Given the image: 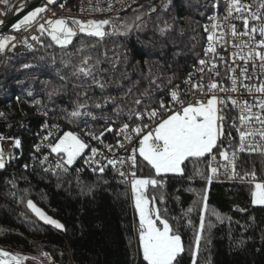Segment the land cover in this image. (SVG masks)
<instances>
[{
	"label": "trees",
	"instance_id": "trees-1",
	"mask_svg": "<svg viewBox=\"0 0 264 264\" xmlns=\"http://www.w3.org/2000/svg\"><path fill=\"white\" fill-rule=\"evenodd\" d=\"M222 1L172 0L165 10L163 6L168 0H152L151 5L140 0L119 15L103 18L118 20L127 13L123 22L131 30L126 35L121 34L124 27L118 25L119 32L103 41L79 35L66 49L41 35L37 50L6 55L0 68V112L11 121V126L3 130L0 125V131L7 138L20 139L21 147L14 149L6 168L0 170L1 249L33 258L48 253L52 264H145L137 250V222L130 192L118 181L115 170L107 167L103 174L78 173L72 167L62 175L29 169L25 167L27 164L22 166L41 134L36 113L44 111L71 128L96 134L109 125L114 131L123 123L132 126L137 119H128L131 112H142L158 107L160 101H169L170 88H176L202 58L205 41L202 24L212 11L222 9ZM217 2L219 7H212ZM153 7L156 12L151 11ZM138 15L141 20H136ZM165 21L171 28L161 35L159 28ZM111 27L106 26V31L113 33ZM82 44L96 47H85L83 53H77ZM82 55L101 60L97 78L105 84L103 90L92 85L90 79L84 82L71 76L72 67H66V63L76 64ZM54 89L58 94L50 97ZM146 90L149 95H142ZM85 92L87 96L83 95ZM108 97H115L116 103L100 109L93 106ZM137 98L142 100L141 105L134 103ZM77 100L88 105L82 111H90L95 120L84 116L77 123H70L63 118V110H71ZM117 108L123 109L119 117L115 115ZM106 117H111V121ZM228 130L233 135V129L226 125ZM114 131L105 133L103 139H113ZM232 148L231 142L229 149ZM238 155L237 163L245 171L255 169L264 160L259 155ZM208 171L204 160L188 162L183 176L168 175L164 187L153 193L164 194L165 202L157 203V207L167 209L170 223L175 225L172 218L182 217L179 231L186 247L182 264H191L187 249L198 229L203 207L200 197L205 190L208 194L205 223L206 226L211 223L212 227H206L198 264H264V209L251 204V186L208 184ZM149 176H154V171L143 165L138 168L137 177ZM27 200L62 223L63 232L36 221L25 207ZM189 208L193 209L190 213ZM213 211L223 218L222 222L210 215Z\"/></svg>",
	"mask_w": 264,
	"mask_h": 264
},
{
	"label": "snow or ice",
	"instance_id": "snow-or-ice-1",
	"mask_svg": "<svg viewBox=\"0 0 264 264\" xmlns=\"http://www.w3.org/2000/svg\"><path fill=\"white\" fill-rule=\"evenodd\" d=\"M3 2L7 3L8 0H3ZM171 2L172 0H168V4L163 6L165 10ZM56 3L57 0H47L48 5ZM59 7L63 8L64 4L61 3ZM212 7L218 8V2L213 3ZM112 8V4H108L106 10L111 11ZM18 10L23 11V6ZM46 10V6L35 7L14 27L19 31L21 28L38 23L41 13ZM92 10L100 11L101 9L93 7ZM123 10L122 8L121 11ZM151 11L156 12L157 9L153 7ZM69 19L71 23H69ZM141 19L142 17L139 15L136 16V20ZM209 19L212 22L204 26V32L207 34V47L204 50V55L209 59L198 61L200 65L197 69L200 74L199 80L194 82L192 74L189 73L188 78L184 81L187 89L182 93L179 91V86H176L177 90L170 93V104L160 101L158 107L145 109L144 112H131L128 119L135 117L142 123L135 127H131L129 123H123L115 133L117 136H122L123 141L118 139L116 145L104 144L105 133L114 131L113 127L109 125L99 134L90 130H85L81 134L65 131L62 135L55 136L54 142L49 144L50 152L57 157L55 168L58 170L67 172L69 167L74 165L78 159L83 158L85 151L89 150L90 156L85 160V163L99 165L94 171L103 174L105 169L111 166L119 172L121 177H124L123 183H130L134 208L139 218L137 228L139 250L145 264H182L183 255L186 252L179 231L182 217H173L176 224L170 223L166 215L167 209L162 210L157 207V203L165 202L164 194L156 196L153 193L164 187L165 177L169 174L183 176L188 162L198 163L204 160L207 163L210 171V175L206 177L208 184H211L213 179L218 176L221 167L224 168L225 174L229 175L231 179H238L241 183L251 186V204L264 209V176L258 178L254 169L243 172L237 170L239 153H259L264 157V0H224L223 16L215 15ZM233 21H240V25L238 26ZM109 25H112L113 33L106 31V26ZM123 27L125 31L121 34L126 35L131 30V26L124 24ZM170 28L171 26L165 21L159 28V32L164 35ZM38 31L41 34L47 33L56 45L66 49L73 44V39L78 34L103 41L106 36L119 32V27L111 19L84 21L61 17L47 19L44 23H39ZM28 39L40 43L39 36L25 37L22 42L28 48L33 47L28 43ZM15 40V36L0 39V53L8 49L9 46L15 48L16 45L13 43ZM85 47L94 49L96 45L82 44L80 48L76 49L77 53H83ZM221 52H224L225 55H221ZM68 55L72 54L68 53ZM104 55L106 56V53ZM100 63L101 60L98 57L93 60L91 55H82L78 63L72 64L71 61H68L65 66L72 67V77L84 82L90 79L92 85L103 90L105 84L97 78V65ZM220 63L225 66L224 77L226 80L222 77ZM24 67L27 68L30 65H24ZM61 79L63 80L65 77L62 76ZM205 79H207V83H204ZM155 82V80L152 81L153 84ZM189 93L194 96L191 101L185 99ZM57 94L58 90L54 89L49 93V96ZM197 94L199 97L195 98ZM83 95L87 96V92ZM142 95L148 96L149 93L146 90ZM109 103L115 104L116 98L108 97L102 103L98 102L93 106L100 109ZM134 103L141 105L142 100L137 98ZM87 108L86 103L77 100L71 110H63V118L70 123H77L84 116L95 120L96 117L90 111H82ZM122 111L123 109L120 108L115 109V115L119 117ZM230 111H234L236 115L229 117L227 113ZM145 114L151 123H143ZM0 116H4V113L0 112ZM105 119L111 121V117ZM226 125L238 134V144L231 152L227 148H223L225 135L230 138L229 147H231V140L234 139L231 130L226 132ZM44 127L48 128L49 125L46 123ZM51 127L59 130L58 124H53ZM52 136L53 132L49 131L44 140H48ZM84 137H91L92 140L104 145L113 155L116 148L130 151L131 155L126 160L124 158H107L101 149L90 146ZM134 138L137 143L128 149L125 142L131 145ZM5 139L9 138L0 135V141ZM13 146L19 149L21 140L15 139ZM217 155L225 162L224 164L216 163ZM97 157L105 158L107 163L101 164ZM209 157L210 159H208ZM11 158V153L6 158L5 151L0 146V170L6 168ZM47 161L48 156H44L40 163L43 165ZM125 163H129V167L132 169L140 168L142 165L148 167L154 171V176L137 177L136 171L133 170L130 172L131 180L129 181V174L120 171L117 167L118 165L122 167ZM44 171L48 172L51 169L44 168ZM79 171L80 169H77V172ZM199 174L204 175L202 172ZM200 201L203 207L198 229L195 232L193 244L189 245L187 249L190 253L191 264H198L201 241L204 238L206 227L208 229L212 227L211 223H208L207 226L205 223V213H208L207 190L201 195ZM27 207L44 223L53 225L60 230L65 229L62 223L47 215L32 200L27 201ZM192 210L189 208L187 211L190 213ZM210 215H215L217 220L222 222L223 218L218 213L213 211ZM191 223L192 221L189 219L188 224ZM42 255L48 258L49 264H52L48 253H42ZM28 259L27 256L0 249V264H25Z\"/></svg>",
	"mask_w": 264,
	"mask_h": 264
},
{
	"label": "built area",
	"instance_id": "built-area-1",
	"mask_svg": "<svg viewBox=\"0 0 264 264\" xmlns=\"http://www.w3.org/2000/svg\"><path fill=\"white\" fill-rule=\"evenodd\" d=\"M35 1L36 0H8L7 3H4L3 0H0V19H3L4 17H6L9 13L14 11L16 8H18L22 5H26V4L35 2ZM139 1L140 0H59L55 5L50 6L38 18V23H35L32 26L26 27L20 31L15 32V33L0 34V39H3L4 37H11V36L16 37V40L13 41V43H15L16 47L11 48V46H9L8 49H6L4 52L1 53L2 54V62L0 64V68L4 64V62L6 60V55L8 53H25L28 51H35L38 49L39 43L32 41L31 39H28V43L32 44L33 47L32 48L26 47L25 44L22 42L25 37H30L32 35H36L39 37L41 35L46 36V37H50L47 33L41 34L38 31V24L44 23L45 20H47V19H55V18H61V17L66 18V19L75 18V19H80V20H84V21L89 20V19H95V20L103 19L105 17H109V16L111 17V16L119 15V14L127 11L129 8L134 6ZM61 3L64 4L63 8L59 7V5ZM108 4H112V6H113L111 11L106 10ZM129 5H130V7H129ZM93 7L99 8L101 10L100 11L92 10ZM122 8L124 9L123 11H121ZM82 9H84V10L82 11ZM53 13H55V16H53ZM223 14H224V2H223V7L220 11H216V10L212 11L206 17V20L202 24L203 31H204V26L209 25L212 22V21H210L209 17L215 16V15L223 16ZM233 22L236 23L238 26L240 25V21H233ZM69 23H71L70 19H69ZM204 34H205V41H204V45L202 47L203 56L201 59L207 60V59H209V57L204 55V50L207 47V41H206V35L207 34L205 32H204ZM78 35H84V34H78ZM221 55H225V53L221 52ZM199 67H200V65L197 62L194 66H192L190 68V70L188 71V73L184 77V79L177 85V86H179V91H181L183 93L187 89V86L184 84V81L188 78L189 73L192 74L194 82L199 80L200 74L197 72V69ZM219 68H220L222 77H224V68H225L224 64L220 63ZM224 79L226 80V77H224ZM207 82H208L207 79H205L204 83H207ZM225 86H227V84H225ZM173 90H177V88L170 89L169 95H170L171 91H173ZM221 95L223 96L224 94H221ZM198 97H199V94H197V96L195 98H198ZM185 99L187 101H191L194 99V96L191 93H189L185 97ZM170 102H171V99H169V101H167L165 103L170 104ZM144 111H142V112H144ZM36 115L40 118L41 134L39 135V137L37 138L35 143L32 145L31 150L28 154L27 160L22 164V166L27 164L29 169H31V168L35 169L36 168V169H39L40 171H42L44 173H48V174H53V173L62 174V175L67 174L69 172V170L71 169V167H69L67 172H63V171L55 168V165L57 162V157L55 156V154H52L50 152L49 144L54 142L55 136H59L65 131H73L77 134H81L83 132V130L71 128V127L65 125L64 123H62L61 121H59L58 118H56V117H54V116H52V115H50L44 111H39L36 113ZM227 115L229 117H231V116L236 115V113L234 111H230L227 113ZM46 123L49 125L48 128L44 127V125ZM141 123H142V121L136 120V122L131 127H135ZM143 123H151L150 121H148L146 114L144 116ZM229 123H230V121H229ZM53 124L59 125L58 131L51 127V125H53ZM0 125H1L3 130H6L11 126V121H7L3 116H0ZM118 130L119 129L114 131V138L113 139H111V140L104 139L105 145L106 144L116 145V141L118 139L123 141L122 136H117L115 134ZM49 131L53 132V136L49 137L48 140H44V137L48 135ZM0 135L4 136V132L0 131ZM232 137L234 138L231 140V142L233 144L232 149H229L230 138L229 137L223 138V148H227L229 150V152H231L236 147V145L238 144V134L235 132L234 129H233ZM15 139L16 138H9V139H5L3 141H0V146L3 147L5 154H6V158H7L8 154L9 153L12 154V152L15 149V147L13 146ZM84 139L86 140V142H88L90 144V146L97 147V148L101 149L107 158H124L126 160L127 157L129 155H131L130 151H125L124 149H120V148H116L115 153L113 155L112 153L109 152L107 147H105L102 144H99L95 140H92L91 137H84ZM125 143H126V147L128 149H130L131 147L135 146L137 141L134 138L133 144L129 145V144H127V142H125ZM37 148H39V150H37ZM239 154L261 156L259 153L249 154L248 152H244V153H239ZM44 156H48V161L45 162L43 165H41L40 161L43 159ZM89 156H90V151L86 150L84 157L79 159L77 166L74 168L76 171H77V169H80V171L78 173H84L87 171L88 172L94 171V169L99 167V165H96V164L85 163V160L88 159ZM97 159H99L101 161V164L107 163V160L103 157H97ZM209 159H210V157H209ZM216 163H219L222 165L225 162L217 155ZM117 167L119 168L120 171H124L126 174H129L128 175L129 181L131 180L130 172L134 170L137 173V169L130 168L129 163H125L122 167L119 165ZM44 168H50L51 171L45 172ZM108 168L113 169L111 166H108ZM113 170H115V172L117 174L118 181L123 183L122 181L124 180V177H121L119 175V172L116 169H113ZM237 170L241 171V172L245 171L243 169V167H241L239 165V163H238ZM254 170L256 171L258 178L264 176V160ZM208 175H210V171H208ZM212 182L247 184V183H241L238 179H231L229 177V175L225 174V170L222 167L220 169L218 176L216 178H214ZM123 184H125L128 188H131L130 183H123ZM247 185H249V184H247Z\"/></svg>",
	"mask_w": 264,
	"mask_h": 264
},
{
	"label": "water",
	"instance_id": "water-1",
	"mask_svg": "<svg viewBox=\"0 0 264 264\" xmlns=\"http://www.w3.org/2000/svg\"><path fill=\"white\" fill-rule=\"evenodd\" d=\"M59 0H57L58 2ZM23 6V11H19L18 9L21 7L16 8L14 11H12L11 13H9L6 17H4L3 19H0V34H11V33H15L17 32L16 28L14 27L15 24H18L20 22V20L23 19V17L25 15L28 14L29 11L34 10L35 7H44L46 6V9H48L50 6L52 5H48L47 4V0H36L35 2L26 4V5H22ZM43 13H41L42 15ZM24 28H21V30ZM20 31V30H19ZM28 201V200H27ZM27 201L25 204V207L27 209V211L34 217V219L36 221H38L39 223H41L42 225L51 228L55 231L58 232H63V230L57 229L55 228V226L50 225V224H46L43 221H41L28 207H27ZM34 203V202H33ZM38 207V206H37ZM40 208V207H39ZM43 210V209H42ZM44 211V210H43ZM45 212V211H44ZM46 213V212H45ZM47 214V213H46ZM48 215V214H47ZM50 216V215H49ZM51 217V216H50ZM53 218V217H52ZM55 219V218H53ZM57 220V219H55ZM58 221V220H57Z\"/></svg>",
	"mask_w": 264,
	"mask_h": 264
},
{
	"label": "rangeland",
	"instance_id": "rangeland-1",
	"mask_svg": "<svg viewBox=\"0 0 264 264\" xmlns=\"http://www.w3.org/2000/svg\"><path fill=\"white\" fill-rule=\"evenodd\" d=\"M144 3H147L148 5H151L152 3V0H143ZM223 2L224 0L222 1V7H223ZM152 9V8H151ZM122 17V18H120ZM118 20H113L114 23L118 26V25H121L124 24L123 21H125V19L128 18V14H123L122 16H120ZM111 29L113 30V27H111ZM172 89V88H170ZM169 175H173V174H169ZM173 176H176V175H173ZM130 197H131V206L133 208V213H134V216H135V219H136V222H137V225H136V242H137V250L138 252L140 253L141 257H142V253L140 252L139 250V243H138V233H137V228H138V223H139V218H138V213L135 211V208H134V200H133V196H132V193L130 191ZM1 249V248H0ZM13 254H16V253H13ZM49 264V260L48 258H46L45 256L41 255V256H37V258L33 259L31 257H29L28 260L25 261V264Z\"/></svg>",
	"mask_w": 264,
	"mask_h": 264
},
{
	"label": "crops",
	"instance_id": "crops-1",
	"mask_svg": "<svg viewBox=\"0 0 264 264\" xmlns=\"http://www.w3.org/2000/svg\"><path fill=\"white\" fill-rule=\"evenodd\" d=\"M78 160H79V159H78ZM78 160H77V161H78ZM75 164H76V163H75ZM75 164H74V165H75Z\"/></svg>",
	"mask_w": 264,
	"mask_h": 264
}]
</instances>
